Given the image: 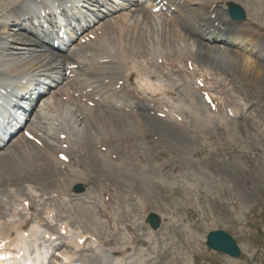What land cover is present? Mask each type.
<instances>
[{
  "label": "bare ground",
  "instance_id": "6f19581e",
  "mask_svg": "<svg viewBox=\"0 0 264 264\" xmlns=\"http://www.w3.org/2000/svg\"><path fill=\"white\" fill-rule=\"evenodd\" d=\"M1 1L0 12L7 10L8 14L0 16H5L8 27L12 26L14 32L11 36L0 37V97H13L16 100L20 93L30 103V107L23 132L12 136L7 142L0 140V162H16L12 163L8 171L0 167V186L22 180L36 183L44 181L56 196L80 199L81 204L87 206L73 208L79 218L73 221L86 230V225L92 230L98 229L99 221L105 227L108 226L109 231L105 236H101V231L98 232L100 229L88 232L90 236L96 235L104 246L115 241V234L121 235V228L136 229L131 231L132 244L138 243L140 224H148L144 220L137 222V219L129 222L114 220L109 216V200L102 201L94 211L87 199L82 198L85 192H70L74 184H96L98 181L101 183L102 179L109 180L115 172L112 168L117 165H112L110 156L114 150H106L104 139L93 132L90 133V144L94 147L99 145V148L95 147L97 149L92 148L96 170L85 171L82 175L77 170L82 164L81 156L85 150L79 142H82L87 126L103 124L102 127L109 128L111 132H121L122 136L129 131L142 135L143 117L147 114L161 112L168 121L180 116L177 122L184 123L190 117L186 112L194 114L193 110L198 104L206 111L209 122L217 124L214 127L217 131H227L224 120L233 123L242 121L247 126H256V116L245 117L249 108L245 107L246 103L237 102L229 94L233 88L230 81L233 79L222 83L215 78L221 69L225 72L231 67L239 74L237 80L241 88L249 81L254 84L258 96L254 106L264 112V66L260 63L264 60V14L256 9V0ZM230 2L243 7L246 23L229 18ZM66 8L72 15H78L80 30L63 32L69 36L70 45L60 44L66 47L65 51H60L59 44L54 48L53 43H62V40L45 33L43 20L53 19L51 15L55 9ZM119 26L124 28L126 45L120 39ZM132 28L136 36L131 38L129 32H132ZM138 53H142L143 70L139 68ZM179 71L186 78H180L174 84L168 77ZM160 73L167 78L162 79ZM229 74L226 77L231 76ZM44 77L50 79L51 86L38 95V101L32 106L30 88H42L39 81ZM189 80L200 82L203 86H197L196 82L191 84ZM200 93L209 95V106L215 107L213 111L200 99ZM248 94H245L246 98ZM24 131H28L31 137H25ZM63 134L65 137L61 138ZM122 136L116 137V141H121ZM248 136L253 135L251 133ZM248 136L241 139L246 140ZM253 147L258 149L260 146L250 141L247 149L253 151ZM60 154H64L68 160L59 159ZM242 170L248 172L251 169L245 165ZM142 184L137 185L139 187ZM153 213L160 217L157 212ZM95 215L98 222L93 219ZM61 223L65 224L63 221ZM6 226L0 230V238L8 240V247L10 244V248L25 252L29 246H34L33 240L40 234L45 238L47 234L51 237L59 233L38 230L28 222H22L13 228L12 234ZM58 227L60 231L61 225ZM25 231L27 236L24 235ZM156 232L153 230L152 234ZM85 234L82 232L78 237ZM108 236L110 239H107ZM154 237L151 235L147 240L153 241ZM128 243L123 251L94 248L90 254H81L71 264H113L114 256L130 249L131 244ZM52 249L45 247V251H42L46 254L51 251L48 264H52L56 257ZM36 250L41 251L40 248ZM24 261L25 257L0 264H22Z\"/></svg>",
  "mask_w": 264,
  "mask_h": 264
},
{
  "label": "rangeland",
  "instance_id": "374dc122",
  "mask_svg": "<svg viewBox=\"0 0 264 264\" xmlns=\"http://www.w3.org/2000/svg\"><path fill=\"white\" fill-rule=\"evenodd\" d=\"M256 2V9L264 14V0ZM1 14H8L7 10L1 11ZM4 17L0 16V37L3 38L14 32ZM242 23H246V20ZM123 29V26H119L120 39L126 45ZM133 30L129 32L131 38L136 36ZM141 54L138 53L137 59L140 60V70H143ZM260 63L264 66V60ZM220 71L215 78L222 83L233 79L229 94L237 102L246 103L245 107L249 108L245 117L256 116V126L224 120L227 131H217L214 129L217 124L209 122L206 111L198 104L200 108L196 106L194 114L186 112L190 116H187L188 122L178 123L180 116L172 122L147 114L143 117L142 135L129 131L122 136L121 132H111L99 124L96 127L87 126V132L79 142L85 149L84 155L81 154L83 166H77L81 175L85 171L96 170L92 148L97 145L94 147L90 144V133L93 132L104 139L106 150H114L110 156L112 165L117 164L116 168L111 167L115 172L109 180L102 179L101 183L98 181L96 184L84 182L85 194L82 198L87 199L94 211L102 201L109 200V216L114 220L129 222L137 219V222L144 220L148 224L146 214L155 211L161 217L160 227L155 234L148 225L141 223V229L137 231L140 242L132 244L131 231L136 229L121 228L119 232L122 231L123 236L122 233L115 234V241L104 246L96 235L90 236L88 232L92 229L88 225L86 230L73 221L75 218L79 220L73 208L87 206L81 204L80 199L56 196L44 181L36 183L26 180L0 186V230L7 223V229L13 234L19 223L28 222L38 230L49 233L58 231L56 235L53 234L55 239L42 238L40 234L34 238V246H29L27 250L29 252L39 247L42 252L45 247L53 248L56 257L52 264H66L81 254H90L94 248L123 251L129 241L130 249L118 257L114 256L113 264H264V112L254 106L258 96L251 81L241 88L237 80L239 74L234 67ZM228 72L231 76L226 77ZM160 76L167 78L161 73ZM169 78L176 84L180 78L186 77L179 71ZM189 81L194 83V80ZM244 93H249L248 98ZM238 125L243 129H239ZM251 133L253 136H248ZM245 135L248 136L246 140L241 139ZM121 136L122 140L117 142L116 137ZM250 141L259 145V150L256 147L252 148L253 151L247 149ZM8 161L0 162V167L7 171L13 162L16 163ZM245 165H249L251 170L243 172ZM117 168L123 170L116 171ZM140 180L145 183L142 184ZM137 184H142L139 186L142 188ZM70 192L73 193L72 189ZM25 202L27 205H24ZM93 219L98 218L95 215ZM61 221L66 224L64 233L59 231ZM97 227L100 230H95L101 231V236L108 234V226L105 227L103 222L99 221ZM214 229L223 230L233 237L241 250L239 257L232 258L205 245L207 232ZM82 232L86 233L84 240L78 242L77 237ZM151 235H155V239L147 240Z\"/></svg>",
  "mask_w": 264,
  "mask_h": 264
},
{
  "label": "water",
  "instance_id": "95a60500",
  "mask_svg": "<svg viewBox=\"0 0 264 264\" xmlns=\"http://www.w3.org/2000/svg\"><path fill=\"white\" fill-rule=\"evenodd\" d=\"M229 6H232L229 8L228 13L233 20L244 19L245 13L239 5L229 4ZM73 191L75 193H79L84 191V188L81 184H76L73 187ZM147 219L150 223L151 228L153 229L158 228L159 217L157 216V214L151 212L148 214ZM205 244L207 247L211 248L212 250L225 253L226 255L231 256L233 258H237L241 254V250L237 242L233 239L231 235H229L223 230L215 229L209 231L206 236Z\"/></svg>",
  "mask_w": 264,
  "mask_h": 264
}]
</instances>
